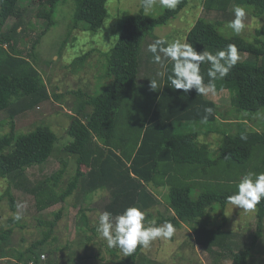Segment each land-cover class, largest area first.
<instances>
[{
  "label": "trees",
  "instance_id": "trees-1",
  "mask_svg": "<svg viewBox=\"0 0 264 264\" xmlns=\"http://www.w3.org/2000/svg\"><path fill=\"white\" fill-rule=\"evenodd\" d=\"M74 1V18L65 43L76 29L97 34L109 15L108 0ZM60 2L0 0V113L9 112L11 119L8 123L10 131L0 136V177L32 193L39 212L66 203L75 193L83 196L90 206L94 198L104 192L109 194L104 211L111 212L113 216L128 207L138 206L147 213V220H155L157 224L168 221L176 230L188 225L196 244L214 255L216 262L228 259L232 264H264V258L261 262L256 259L257 254L264 255V201L255 208L257 231L251 243L244 247L235 241L233 233L224 229L227 223L225 216L219 226L212 227L208 213L214 205L225 211L227 196L237 190L239 179L246 172H264V132L250 131L246 120L238 121L235 133L229 129L221 130V114L215 101L199 95L195 89L184 93L168 85L170 61L162 65L165 76L157 89L150 87V80L143 83L138 80L148 35L156 28L168 25L189 0H179L175 8L166 9L158 17L148 16L142 11L125 13L120 38L107 54L105 78L109 84L96 95L82 90L72 92L78 97V107L75 115L71 116L68 134L72 141L66 145L65 151L76 157L75 175L69 181L64 180L67 166L64 162L60 170L40 180L37 185L28 186L27 171L49 160L58 137L44 125L28 133H19L15 118L51 100L47 83L31 60L38 58V45L56 24ZM232 2L252 10L257 17L264 15V0H204V8L208 12L227 15ZM31 11L41 22L39 27L42 29L32 41L30 52H26L20 46L28 38L26 22L29 20L26 18ZM10 20H14L13 24L4 30ZM222 26L221 21L200 18L188 33L187 42L197 52L205 49L215 52L235 44L239 53L248 55V60L238 62L228 76L214 83L216 91L229 92L238 112L256 114L264 109V40L261 38L264 31H257L255 40L250 42L240 36H225L220 32ZM88 55L77 58L75 62L85 66ZM150 55L154 61L153 54ZM209 67L207 63L201 65L205 83L208 82ZM63 96V93H54L57 100ZM207 108L213 110L210 115L205 111ZM206 115V134L217 132L222 136L216 155L211 153L207 144L200 143L198 132L177 131L183 123H205L203 117ZM225 121L231 124L228 119ZM242 136L246 139H241ZM160 189L169 191L163 196L167 201L165 212L158 208L164 203L156 193ZM6 196L15 210V197L9 190ZM86 210L79 211L85 227L89 219ZM54 216L52 222L40 220V225L49 227L43 239L25 251H19L16 262L12 264H29L32 261L40 264L38 251L52 239L62 212H56ZM14 223L17 221H9V225ZM92 230L96 232L95 228ZM1 232L2 245L9 244L14 228L10 226ZM141 250L138 248L131 256L121 258L117 249L113 253L117 258L116 264H137ZM48 253L45 264H60L56 262L58 249L49 248ZM68 264L76 263L68 261Z\"/></svg>",
  "mask_w": 264,
  "mask_h": 264
},
{
  "label": "rangeland",
  "instance_id": "rangeland-1",
  "mask_svg": "<svg viewBox=\"0 0 264 264\" xmlns=\"http://www.w3.org/2000/svg\"><path fill=\"white\" fill-rule=\"evenodd\" d=\"M235 6L232 2L227 15H223L217 11H206L204 0H189L188 5L168 25L156 28L148 35L147 42L145 46L143 45L144 56L141 55L142 68L139 82L143 83L155 78L158 83H162V77L156 74L163 72V66L152 61L148 46L161 38L169 43L176 39L187 42L188 33L200 18L223 22L220 32L225 36H240L250 42L255 40L256 32L264 31V15L257 17L252 10L246 9L248 13L245 20L246 27L239 35H236L226 27L227 23L234 19L233 8ZM250 8L254 10L253 7ZM107 9L109 15L97 34L76 29L72 31L68 42L65 43L74 18L75 1L61 0L55 17L56 24L38 45V58L36 57L35 61L30 59L43 76L52 96L51 100L42 103L39 107L18 115L15 118L16 131L28 133L38 126H49L57 135L58 141L52 156L46 163L27 171L30 180L29 187L37 185L40 180L60 170L64 162L67 163L64 180L69 181L75 175L76 157L70 156L65 151L66 145L72 141L68 134L72 123L71 116L75 115L78 107V97L72 92L82 90L96 95L109 84L110 81L105 78L108 65L107 54L120 38L126 20L125 13L141 11L145 13L140 0H108ZM166 9L168 8L160 6L157 0L155 6L146 15L158 17ZM35 16L31 11L26 18L27 21L29 20V23L26 22L28 38L25 40L26 43L20 46L26 52H30L32 41L37 38L42 29L39 27L41 22ZM13 22L14 20H10L4 30L10 29ZM33 27L36 28L33 29ZM261 38L264 40V32ZM86 55L89 56V60L85 66L75 62L77 58ZM240 56L239 62L249 59L247 54L240 53ZM55 92L63 93V98L57 100L54 97ZM205 97L219 105L221 130L229 129L230 132L235 133L238 121L246 120L250 131L264 132V109L256 114L238 112L232 104L228 91H215ZM225 119H228L231 124ZM10 121L9 112L0 113V124L2 125H0V136L10 131L11 127L8 125ZM206 126V123H183L178 126L177 131L181 133L198 132L200 143L207 144L211 153L216 155L222 144V136L217 132L206 134ZM84 170L87 169L84 168ZM8 190L15 197V210L11 208L10 199L6 196ZM168 192V190L161 189L156 191L164 202L158 207L160 211L165 212L166 210L167 201L163 196ZM77 195L75 193L66 203L39 212L32 193L19 189L13 181L0 177V198H2L0 201V235L2 229L7 230L10 226L14 228L9 244L2 245L3 242L0 240V264L16 262L19 251H25L34 242L43 239L44 232L48 231L49 227L40 225V220L52 222L55 220L54 213L60 211L62 217L57 222L52 239L46 243L44 249L38 251L39 254L46 255L44 263L48 261L49 248H54L59 251L56 262L60 264H68V261L76 264H116L117 258L113 253L117 251V248H109L97 231L92 232V228L96 230L98 216L104 212V203L108 200L109 194L101 193L100 196L94 198L90 206L83 196ZM17 205H24V207L18 208ZM81 209H87L86 214L89 219L86 227L83 226L79 213ZM18 213L22 217L19 221L15 219ZM208 213L211 215L210 226H219L225 216L227 223L224 229L235 235V241L243 247L251 243L257 231L256 209L244 210L228 204L223 211L220 206L214 205ZM10 220H15L17 223L9 225ZM87 238L89 241L86 240ZM119 255L121 258L126 257L121 250H119ZM263 258L264 255H256V259L260 262ZM137 264H232V262L228 259L216 262L214 255L196 244L191 228L183 225L181 230H176L171 239H158L152 242L149 248L142 249L137 258Z\"/></svg>",
  "mask_w": 264,
  "mask_h": 264
},
{
  "label": "clouds",
  "instance_id": "clouds-1",
  "mask_svg": "<svg viewBox=\"0 0 264 264\" xmlns=\"http://www.w3.org/2000/svg\"><path fill=\"white\" fill-rule=\"evenodd\" d=\"M159 5L173 9L178 0H158ZM157 0H142L145 14L151 10ZM234 19L226 25L234 34L239 35L246 27L245 20L248 15L245 7L236 5L233 8ZM166 45V46H165ZM148 51L153 54L154 62L163 65L171 62V73L167 75L168 85L174 90H183L188 93L195 89L199 95L215 93V81L222 80L240 61L241 56L235 44H229L225 49L211 52L204 50L197 52L195 47L185 41L176 39L167 42L165 39H156L148 46ZM207 63L208 82L201 72V65ZM158 77H164V72H157ZM150 87L155 90L158 87L157 79H149ZM207 114L212 113L211 108L205 109ZM208 115L203 117L207 122ZM241 139H246L242 136ZM236 191L227 196L226 203L244 210H254L264 201V172H246L239 179ZM18 208L24 205H17ZM147 213L138 206L126 208L121 214L113 216L109 211H104L98 216L96 231L103 238L109 248H117L125 256H131L138 248L147 249L152 242L158 239H171L175 232V226L168 221L157 224L155 220H147ZM18 213L15 219L19 221ZM46 257L41 255L40 260Z\"/></svg>",
  "mask_w": 264,
  "mask_h": 264
},
{
  "label": "built area",
  "instance_id": "built-area-1",
  "mask_svg": "<svg viewBox=\"0 0 264 264\" xmlns=\"http://www.w3.org/2000/svg\"><path fill=\"white\" fill-rule=\"evenodd\" d=\"M44 256L46 257V255H44ZM44 261H45V260H43V261L40 260V264H45ZM29 264H36V263H35L34 261H32V262H30Z\"/></svg>",
  "mask_w": 264,
  "mask_h": 264
}]
</instances>
